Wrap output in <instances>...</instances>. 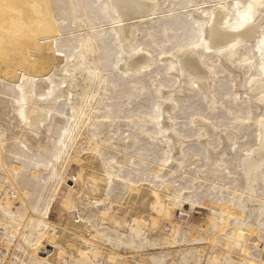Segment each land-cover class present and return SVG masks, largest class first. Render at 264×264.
I'll use <instances>...</instances> for the list:
<instances>
[{
    "label": "rangeland",
    "instance_id": "1",
    "mask_svg": "<svg viewBox=\"0 0 264 264\" xmlns=\"http://www.w3.org/2000/svg\"><path fill=\"white\" fill-rule=\"evenodd\" d=\"M154 1L153 15L126 22L136 25L128 39L121 33L119 41L113 26L120 22L105 13L104 1L47 0L56 35L0 43L2 264H264V213L242 231L235 220L245 201L251 209L264 204V167L254 182L242 171L263 141V61L256 48L263 33L249 46L205 48L216 14L223 12L221 29L237 32L264 16V0ZM192 51L207 74L206 91L183 71L181 59ZM146 54L150 68L134 73L125 67L131 56ZM79 57L83 63L75 70ZM90 68L101 76L95 83L87 78ZM28 81L30 99L24 101ZM58 92L48 119L32 129L38 102ZM73 95L87 97L78 116L90 126L69 137L77 115ZM171 136L183 142L177 150ZM104 166H112L123 185L95 208L88 189ZM144 186L171 204L169 220L149 234L164 218L165 207L158 208L156 215L145 213L147 228L135 225L121 235L108 220L130 215L126 189ZM72 218L76 224L105 220L100 247L81 249L67 236Z\"/></svg>",
    "mask_w": 264,
    "mask_h": 264
},
{
    "label": "bare ground",
    "instance_id": "2",
    "mask_svg": "<svg viewBox=\"0 0 264 264\" xmlns=\"http://www.w3.org/2000/svg\"><path fill=\"white\" fill-rule=\"evenodd\" d=\"M99 1L105 2V5H106L105 13L111 17L112 22L117 21V20H119V22H120L119 26H117V25L113 26V29H114L113 31H115L117 35H119L121 33L124 34L125 36H121V37L122 38L125 37L126 39H128L130 37L132 28H134L136 26L135 24L129 25L126 22L132 23L129 21L133 20L135 18H139V19L141 18L143 20V19L153 15L155 13L156 6H158V4H159V2L157 3L154 0H152V2H148V3L143 2V1H139V0H99ZM257 5L258 4L256 2L251 6L256 8ZM106 8L108 11H111V13H108L106 11ZM231 13L235 14L234 11H231ZM249 13H250L249 11H246L244 13L243 20H245L246 17H248L250 15ZM222 18H223V12L216 14L214 16L213 23H210V25H211L210 34H209V37L207 39L209 46L205 45V48L206 49H211V48L216 49L219 47H223L230 42L236 44L237 46H249L250 44L252 45L253 42L255 41L256 35L259 32H262L263 33L262 40L261 41L257 40V42L261 45L260 46L257 45L256 48L258 50V53L260 54L261 60L263 61V64L260 65V68L262 69V71H263L262 75L264 76V16H261V19L259 18V19L254 20V21H256V23L247 24L246 26H242V27L240 26L241 27V28H239L240 31H237V32L224 31L223 29H221V25H222L221 22L223 20ZM141 22H143V21H141ZM245 23H247V22H245ZM56 31H57L56 30V23L52 19L50 10L48 8L47 0H0V43L9 42V41H13V40L14 41L15 40H17V41L25 40L27 38L29 39L30 37H41V36L51 37V36L56 35ZM122 38H120V35H119V41ZM84 49H86V51L84 50V52H89L88 46L86 48L84 47ZM85 55H86V53L83 54V56H85ZM81 57H79V59L76 60V62H74L75 70H78L80 68V66H82L83 61L81 60ZM132 57L133 56H131L129 58V60L126 62V65H125V67L130 72H134V73L141 72L143 70L150 68L152 63H153V60L147 54H146V56L141 57V58H137V59H134ZM183 57L184 58H183V60L181 59V62H182V68H183L184 73L186 75L192 76L199 87H201V88L206 87L205 88V91H206L207 86H205V85H206L207 74L205 73V71H203L202 66H201V64H200V62L196 56V53L192 51ZM42 59L47 60L49 63H51V61H53V59H51V57H50L51 60H49L47 57H44ZM57 68L58 67H55V69H57ZM47 71H50V70L48 69ZM53 71H56V70L51 69L52 73H53ZM54 74H55V72L53 73V76H54ZM50 75H52V74H50ZM87 78L90 79V81L92 83H95L98 79L100 80L101 76L99 75V73L96 69L90 68ZM203 85H204V87H203ZM31 87H32V82H30V81L26 82V86L24 88L26 97L24 98V101H28L30 99L29 94H30V88ZM258 89L259 88L257 87L256 90H258ZM58 96H60L59 92L56 95L52 96V98L50 97L49 99H47L45 101L43 100V103H41L42 101L38 102L41 105V110H40V113L37 117H35V118L32 117V122L30 123V127L32 129L39 130L41 127L40 124L44 123L48 119V115L52 111L51 109H52L53 102L55 101V99ZM85 98H87V97L82 96V97L76 98L74 96V98H72L74 101V104L77 105V107H76V114L77 115L74 117V120H73V127L74 128L72 129L73 132L71 133V135H69V137H75L76 135L80 134L84 129H86L90 126V124H87L86 121H84L83 116H80V117L78 116L80 113L82 115V111L84 110L85 104L80 103V102H84ZM163 114L164 113L161 112L159 119H162ZM262 125H263V127H262V131H261V137L263 136V141H262V138H260L259 143H258V145L259 146L261 145V146L257 150H255L251 154H249L247 156V158H245L243 161L244 165L242 166V171H244V173L246 174V179L249 180L250 182H254L255 179H257L258 173L261 171L260 167L261 166L264 167V123H262ZM163 131H165V132L170 131V128L166 127L165 129H163ZM97 134L99 135L100 133H98V130L95 129V132L93 133V135L95 137H99V136H97ZM171 137L173 140L172 141L173 143H171V144H172V146H174L173 147L174 150H177V147H181L180 145L183 144V142H180L174 136H171ZM68 144L69 143H66V145H65L66 149L68 148ZM90 144L95 147L94 142H92ZM91 151H93V150H91ZM105 160L106 159L102 158V163ZM94 162H95V160H94ZM103 168H104V172H102V170H101L102 173L101 172L100 173L99 172L94 173L95 178H94V180H92L93 186H91L88 189L89 193L93 196V198L91 199V201H92L91 205H94L95 208H97L98 205L101 204V202L104 200V197L109 198V197H111V195H115L120 190L119 187H121V185H123V184H119V182L117 180V179H119V176H117L116 172L113 169H111L112 166L110 168H107V167L105 168V166H104ZM122 183H124V182H122ZM123 187H125V186H123ZM126 190L128 191L129 194H128L127 198L125 199V202L127 205H130L134 208L133 211H131L130 215L123 217V218L118 217L116 215V213H115V215L112 214L110 216L111 220H108V221H110L111 224H113V226H115L116 229L119 230L121 235H125L128 231L133 232L136 229L142 230L143 228H147V226L146 227H144V226L146 225L148 220H151L150 217L148 216L149 212L154 213L153 211H155L154 214L156 215V213H158V211H157L158 208L161 209L162 207H165V209L162 208V211L160 212L161 215H162V213L164 214L163 220H161V221L158 220V223L156 222V224H155V230H152V231L149 230L150 231L149 234H152L155 231H157V230L159 231L160 229H162L163 226H165L164 223L169 220V219H166V217H167L168 212H169L168 208L171 207V204H169V203L167 204L165 202L164 197L162 195H159L158 190L151 188V186L150 187L144 186V187H141L138 189L132 188L130 191L128 189H126ZM167 191L171 194V189L167 188ZM170 199H172V197H170ZM173 199H175V197H173ZM254 200H252V201H254ZM116 201H118V200H116ZM23 202H24V200H23ZM247 202L245 201L242 206H239V208H238L239 213L237 215L239 217H238V219H235V220H237L238 228L241 231L244 229L246 230L249 228H254L255 224L259 223V221H260V219L264 213L263 202L257 201L258 203H260V205L255 207V208H252V209L247 205ZM0 204L2 205V203H0ZM227 206L221 208V213L223 215L229 214V213L228 214L226 213L227 211H229ZM138 211L142 212V213H138ZM164 212H166L167 214ZM145 213H147L148 215H146ZM168 217H169V215H168ZM234 217H236V215ZM74 219H76V218H72L71 221H68L67 227L73 228V229H71V231L73 230V232L71 234L72 236L70 234L67 236L72 237L81 249H83V247H85L87 244H94V246L100 247V245H98L97 241L99 240L100 226L104 224L103 222L105 220L103 222L93 221L92 223H91V221L88 220L87 222L84 221V223L76 224V223H74ZM216 219H219V218H216ZM216 219H214L215 222L218 221ZM89 223H91V225H87ZM135 225L137 226L136 229L134 228ZM45 226L47 227L48 223L45 224ZM153 228H154V225H153ZM225 228H226V225L222 226L221 232H224ZM89 230H91V231H89ZM64 231H65V229H64ZM101 231H102V229H101ZM94 233H96V234H94ZM254 233H255V231H252V234H254ZM41 236H43V235H41ZM107 240L110 241V238H107ZM164 241H166V240H164ZM170 241H171V243H174V240L170 239ZM244 252H247L246 248H245ZM80 254L83 257L87 256L85 251H83V250H80ZM95 254L96 255L99 254L98 250L95 252ZM126 261L127 260H124V262H126ZM116 262H119V261H116ZM0 264H2L1 260H0Z\"/></svg>",
    "mask_w": 264,
    "mask_h": 264
}]
</instances>
